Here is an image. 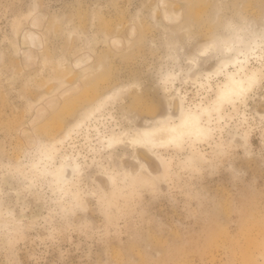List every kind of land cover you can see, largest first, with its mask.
Returning a JSON list of instances; mask_svg holds the SVG:
<instances>
[{
	"label": "rangeland",
	"instance_id": "rangeland-1",
	"mask_svg": "<svg viewBox=\"0 0 264 264\" xmlns=\"http://www.w3.org/2000/svg\"><path fill=\"white\" fill-rule=\"evenodd\" d=\"M237 27L263 74L212 137L132 149L143 119L211 105ZM263 37L264 0H0V264H264ZM47 148L77 199L34 167Z\"/></svg>",
	"mask_w": 264,
	"mask_h": 264
},
{
	"label": "bare ground",
	"instance_id": "bare-ground-1",
	"mask_svg": "<svg viewBox=\"0 0 264 264\" xmlns=\"http://www.w3.org/2000/svg\"><path fill=\"white\" fill-rule=\"evenodd\" d=\"M243 28H244V26H243ZM241 30H242V27L235 28V31H233V35L231 36V39L228 40L229 42H226L225 44H223V45H225V48L223 50L224 53H226L227 49H229L230 51L233 50V53L231 56H227L225 58L223 57V58L219 59V63L221 61V63H220L221 65H219V67L217 68V70H215V72H218L219 71L218 69H220V68L222 70L223 69L222 67H224L228 64H232L231 66H233V67L235 66L236 68L234 69V72H231L230 70H228V72L225 76L226 77L225 81L220 83L218 85L217 89L214 90L215 96L211 101V105H209V103H208L209 107L196 105L195 108L189 110L187 108V105L185 106L184 105L185 103L183 104L182 103L183 101H182L177 106V112L173 117H166V116L161 117L160 116V117H157L154 119H146V120L143 119L144 121L142 122V126L136 127L135 130H133V133L130 136H128L127 143L129 144V146L132 149H134V150H144V149L145 150L146 149L147 150H155L157 148L158 149L159 148L160 149H164V148L166 149L169 147L172 148V146L176 147V145L178 147L179 144L186 139H188L190 141L191 147H194V145L196 143L198 145V142H203L204 140L212 137V135L214 133V129H215L213 124L214 123L216 124L217 122L219 123V121L224 117V114H225V113H223L224 108L226 106L235 107V104L238 101V99H240L246 92H248V90H250L254 86V84L257 80L258 74L259 75L263 74L261 72L259 73L258 72L259 70L258 71H256V70L255 71H247L246 70V65L244 63L245 58L247 57V55L249 57L250 56L249 54H252L250 52L254 51L256 49V47L258 46L260 41H259V39L257 40V38H255V37L251 38L249 40V42L246 41L245 40L246 35L244 36V33ZM244 30H247V29L244 28ZM219 36H221V35H219ZM258 37H260V36H258ZM218 48H219V46H218ZM217 52H218V50H217ZM241 54H243V55H241ZM220 55H221V53H220ZM222 55H224V54H222ZM246 61H249V60L246 59ZM191 62H192V60H191ZM190 66H191V64H190ZM190 68H192V66ZM215 72H213V73H215ZM208 74L205 73L206 76H208ZM219 74H221V72ZM167 76H168V74H167ZM215 76H216V74H215ZM210 78H209V80H210ZM165 79H166V77L162 78L161 82L159 83L161 85V87H163L164 90L169 88V86H168L169 83L167 84ZM171 79L172 78H169L167 81H169V80L171 81ZM204 79H206V78H204ZM115 96H116V93H113V94L109 93V94H106L104 96H101L100 98L97 99L93 108H91V109L88 108L89 110H84V111L80 112L81 117H79V119H77L73 123L72 127L67 130V134H71L72 130L80 128L81 125H83L85 123V121L91 119L94 115H95L94 117L96 118V112L101 110L104 107V105L107 102H109L111 99H113ZM179 97H178V99H179ZM167 115H169V114H167ZM230 116H231V114H230ZM214 117H215V119H214ZM111 135L113 136V134H111ZM118 142H119V140H118ZM204 142H206V141H204ZM195 151H194V149L190 150L189 154L191 157H198L199 155L204 156L202 154H198ZM155 154H156V152H155ZM159 155H160V153H159ZM53 158H54V151L51 148H49V149L47 148L45 150H42L41 154H40V159H39V161H37V163L34 164V167H36L38 169L37 171H39V172L40 171H46L47 172V173L44 172V174H46L47 177L51 180V182L56 185L55 187H57L56 190H58V192H61L62 194H65V193L69 194V196L71 197V200L77 199L78 193L75 189L72 188V185L74 183V180H76L75 178H76V175L78 173V171H77L78 166H79L78 163L56 164V165H53V167L50 166L51 170L48 171L47 168L49 165H51L49 163L54 162V161H52V160H54ZM199 159H201V158H199ZM38 162H41V164H39ZM199 163H200V161H199ZM164 165H166V164H164ZM191 167H194V166L191 165ZM63 191L65 193H63ZM74 202H77V201H74Z\"/></svg>",
	"mask_w": 264,
	"mask_h": 264
}]
</instances>
